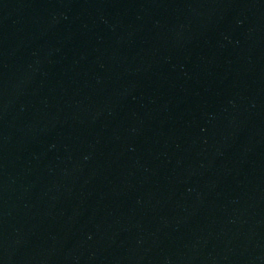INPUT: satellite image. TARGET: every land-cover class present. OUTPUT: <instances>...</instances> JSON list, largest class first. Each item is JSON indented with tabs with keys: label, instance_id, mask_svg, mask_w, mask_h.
I'll return each mask as SVG.
<instances>
[{
	"label": "water",
	"instance_id": "obj_1",
	"mask_svg": "<svg viewBox=\"0 0 264 264\" xmlns=\"http://www.w3.org/2000/svg\"><path fill=\"white\" fill-rule=\"evenodd\" d=\"M0 264H264V0H0Z\"/></svg>",
	"mask_w": 264,
	"mask_h": 264
}]
</instances>
